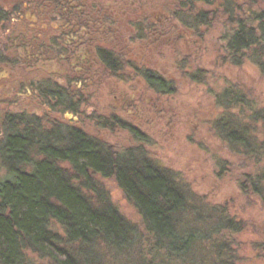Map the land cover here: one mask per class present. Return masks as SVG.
Listing matches in <instances>:
<instances>
[{
	"label": "trees",
	"instance_id": "trees-1",
	"mask_svg": "<svg viewBox=\"0 0 264 264\" xmlns=\"http://www.w3.org/2000/svg\"><path fill=\"white\" fill-rule=\"evenodd\" d=\"M185 3L189 10L195 5L208 7L189 17L190 26L219 20L225 62L234 67L249 63L264 78V0ZM217 13L221 18L216 19ZM143 78L150 87L157 85V92L170 90L164 79L154 81L149 73ZM215 102L222 109L215 121L218 139L234 157L252 165L263 162L264 135L258 128L264 126V108H257L240 87L231 84ZM100 126L110 125L104 121ZM119 126L140 145L118 150L44 115L4 114L0 264H235L234 236L241 226L224 209L217 231L200 235L189 230L186 216L194 196L147 154L142 134L128 125ZM257 171L238 181L241 192L257 197L264 193V170ZM104 180H112L136 211L140 230L113 205Z\"/></svg>",
	"mask_w": 264,
	"mask_h": 264
},
{
	"label": "rangeland",
	"instance_id": "rangeland-1",
	"mask_svg": "<svg viewBox=\"0 0 264 264\" xmlns=\"http://www.w3.org/2000/svg\"><path fill=\"white\" fill-rule=\"evenodd\" d=\"M177 2L160 0L159 11L161 5L164 9L165 5H176ZM198 8L208 10L203 5H195L192 15ZM219 16L217 13L216 19ZM209 23L198 29L190 46L174 43L169 47H152L146 53L126 51L129 60L149 62V67L169 78L175 89L172 95L155 94L139 79L124 81L106 77L109 81L96 79L88 86L77 105V115L52 111L32 92L0 97V112L15 113L28 105L24 111L44 115L48 121L75 125L118 150L140 145L119 123L134 128L144 137L142 147L147 154L170 170L187 187V194L194 196L191 200L194 203L188 209L189 216H186L190 221L187 224L189 230L200 235L211 233L214 228L217 231L219 214L225 209L242 228L234 236L235 264H264V193L257 192V197L250 192H241L238 186L244 174H253L254 170L261 174L264 161L252 165L240 160L239 155L234 157L218 139L215 124L222 112L215 101L230 84L240 87L257 108H264V78L249 63L234 67L225 62L219 41V20L211 19ZM18 52L23 55L22 50ZM33 69L38 68L34 66L30 70ZM17 73L3 70L0 79ZM39 73L44 75V71ZM195 73H200L203 83L199 78L191 77ZM13 100L17 105L9 104ZM104 121L110 125L106 129L100 126ZM258 130L260 136L261 133L264 135V126ZM5 177L0 168V180ZM102 185L119 213L140 230L138 214L113 181L104 180ZM194 217H198L197 220ZM27 255L38 262L33 255Z\"/></svg>",
	"mask_w": 264,
	"mask_h": 264
},
{
	"label": "flooded vegetation",
	"instance_id": "flooded-vegetation-1",
	"mask_svg": "<svg viewBox=\"0 0 264 264\" xmlns=\"http://www.w3.org/2000/svg\"><path fill=\"white\" fill-rule=\"evenodd\" d=\"M158 1L0 0V73L18 72L0 79V97L32 92L52 111L77 115L81 96L96 79L135 78L155 94L172 95L175 89L169 78L149 62H135L126 55L129 50L146 53L174 43L190 46L201 26H190L189 17L199 12L192 15L186 0L164 9L161 5L159 11ZM34 66L38 69L31 71ZM143 73L154 81L164 79L170 90L157 92V85H147ZM27 107L15 113H29L24 111ZM7 113L0 112V123Z\"/></svg>",
	"mask_w": 264,
	"mask_h": 264
}]
</instances>
